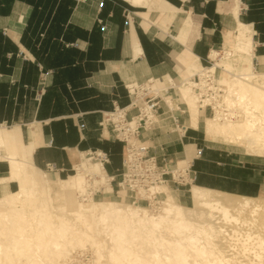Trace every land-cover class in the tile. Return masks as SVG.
I'll use <instances>...</instances> for the list:
<instances>
[{
    "label": "crops",
    "instance_id": "crops-1",
    "mask_svg": "<svg viewBox=\"0 0 264 264\" xmlns=\"http://www.w3.org/2000/svg\"><path fill=\"white\" fill-rule=\"evenodd\" d=\"M241 29L251 36L248 49L233 43L238 34L250 40ZM234 47L245 52L238 56L243 63L216 61V74L229 63L232 74L264 75V0H0V122L9 124L5 135H17L16 146L4 147L0 159V198L19 192V178L30 170L47 183L48 175L66 180L82 152L93 149L108 154L110 196H123L116 186L123 143L110 124L99 125L104 112L129 103L123 84L152 78L166 85L169 78L178 85L215 60L211 52ZM253 81L264 88L260 77ZM171 94L176 99V91ZM202 111L198 128L185 116L177 132L144 131L150 153L168 168L166 160L185 157L184 146L192 145L193 183L264 195V156L211 144L203 132L209 112ZM11 153L32 167L12 170Z\"/></svg>",
    "mask_w": 264,
    "mask_h": 264
},
{
    "label": "bare ground",
    "instance_id": "bare-ground-1",
    "mask_svg": "<svg viewBox=\"0 0 264 264\" xmlns=\"http://www.w3.org/2000/svg\"><path fill=\"white\" fill-rule=\"evenodd\" d=\"M241 38L238 34L237 39ZM229 52L232 51L223 48L224 55H231ZM211 53L210 59L218 55L216 51ZM209 68L214 72L211 65ZM214 74L222 84L219 74ZM229 76L230 82L223 83L224 101L239 110V117L225 118L215 110L213 116L204 121L205 137L215 143L242 147L246 154L264 156V88L253 81L256 77L264 80V75L247 72ZM186 80L173 86L183 98L189 127L198 128V116L203 109L196 103ZM238 101L246 103L241 119ZM5 130L0 126V149L4 152L0 159L5 154L3 146L8 150L11 145L16 146L17 141L16 131L5 135ZM186 148L188 160L192 154L190 146ZM79 161L74 167L75 173L58 181L65 185L72 182L77 188V200L68 199L54 205L52 187L41 173L37 178L28 175L19 178V192L0 198V264H63L69 259L72 248L87 244L94 248L97 264H264V238L242 230L264 220V200L216 194L214 189L196 184H192L189 191L192 201L201 208L198 210L180 204L165 184H152L147 190H141L142 198L146 199H152L155 194L164 195L156 212L113 199H80L77 193L84 191L86 173L98 177L96 180L100 179L106 186L110 184L109 176L97 161L89 159L84 152ZM9 164L15 171L32 167L25 160L19 162L16 154L9 156ZM91 185L93 188V183ZM25 187L36 188V197L25 194ZM19 193L25 194L23 201H16ZM55 207L64 214L53 211ZM193 215H197L198 221L190 218ZM27 216L34 218V222ZM219 221L222 225H212ZM223 223L236 227L227 229ZM97 231L108 241L95 237ZM35 248L40 252L37 256ZM245 254L246 260L239 262L238 258Z\"/></svg>",
    "mask_w": 264,
    "mask_h": 264
},
{
    "label": "built area",
    "instance_id": "built-area-1",
    "mask_svg": "<svg viewBox=\"0 0 264 264\" xmlns=\"http://www.w3.org/2000/svg\"><path fill=\"white\" fill-rule=\"evenodd\" d=\"M223 54V51H222ZM213 60L200 71L192 76H188L185 81L193 91L196 103L203 110H208L214 114L218 110L223 117L234 119L238 118L239 110L232 107L224 101V84L218 82L214 72L210 70ZM167 85L159 84V81L149 78L144 82L128 81L123 84L129 103L124 107L113 106V109L102 114L103 123L110 124L113 136L123 143L124 153L121 162V169L118 172V180L116 186L120 190H127L131 194H135L140 198V191L147 190L152 184L165 182V175L174 176L169 172V168L161 166L154 152L150 153L151 147L148 142L142 140L144 131L154 128L158 122V118L168 113L172 117L175 128L178 127L179 106L170 95V91L174 89L171 80L166 79ZM175 112V114H173ZM0 126L9 128V124L0 122ZM3 154L0 149V156ZM85 155L92 161H97L101 168L108 162V154L104 151L93 149L85 152ZM47 170H56L53 164H47ZM190 166L178 169L180 181L183 175H187L188 179L193 182L189 176ZM73 173L75 168L73 167ZM86 182L84 191L77 193L78 198H88L96 196L99 189L92 188L94 176L89 173L85 174ZM113 177L108 178V183ZM180 184V182L176 181ZM189 183V182H188ZM190 184V183H189Z\"/></svg>",
    "mask_w": 264,
    "mask_h": 264
},
{
    "label": "rangeland",
    "instance_id": "rangeland-1",
    "mask_svg": "<svg viewBox=\"0 0 264 264\" xmlns=\"http://www.w3.org/2000/svg\"><path fill=\"white\" fill-rule=\"evenodd\" d=\"M125 18H126V13H125ZM242 30V29H241ZM244 33H245V36H247V37H249L250 36V34H249V32L248 31H244V30H242ZM237 33H235V35H236ZM250 39V38H249ZM234 44H235V46H239L240 48H244V47H246V49H248V48H250V45H251V39L250 40H245V38L244 39H238V40H235L234 42H233ZM237 47H234L231 51L232 52H230L229 54H231V55H228V56H226V55H224V54H222V52H220L218 55H217V57H223V58H221L220 60H216L217 59V57H215L216 59L213 61V62H216V61H219V64H222V60H224V59H227V58H229V60L230 61H232L233 63H240V64H242L243 63V60H241L242 58L241 57H238L239 56V54H245V52H241V50H239ZM237 55V56H236ZM228 62V61H227ZM203 65H205V63L203 64ZM212 66V65H211ZM221 66V65H220ZM227 69H229L230 68V65H229V63L228 64H226V66H225ZM227 69H224V72H221V74L219 75L220 76V81L222 82V84L224 83H229L230 82V74H232V73H230V71L228 70V71H226ZM212 70L214 71V67L212 68ZM225 73H226V75H225ZM228 73V74H227ZM242 73H245V72H242ZM241 73V74H242ZM233 75V74H232ZM235 75H237V74H235ZM182 83V82H181ZM176 91V93H177V97L175 96V102L177 103V105L179 106V110H180V112L181 113H177L179 116H178V122H180V123H182L183 124V119L185 118V116H186V114L183 112V108H184V104H183V98H181L182 96H180L179 95V93L177 92V90H176V88H174V89H172L171 91H170V93H172L173 91ZM171 96H172V94H170ZM240 101H238V103H239ZM245 104L246 103H242V102H240L239 103V105H240V108H241V112H242V114H241V116H240V118L239 119H241V117L244 115V108L246 107L245 106ZM182 110V111H181ZM184 111H185V108H184ZM203 112V111H202ZM173 114H175V112H173ZM208 115V116H207ZM206 115V117L208 118V117H212L213 115L209 112V114H207ZM239 119H235V121L237 120H239ZM101 120H102V118H101ZM221 120H223V119H221ZM226 121V120H225ZM107 123V122H106ZM259 123V125H261L260 124V122H258ZM104 124V123H103ZM102 124V125H103ZM102 125H100V127L102 126ZM157 128V131L159 132V131H161L162 133H168V132H175L176 130H175V124H174V122H173V120H172V117L170 116V114H168V113H165V114H163V115H161L159 118H158V122H157V124L154 126V129H156ZM177 132V131H176ZM200 133V136L201 137H204L203 136V133L202 132H199ZM152 134V133H151ZM158 134V133H157ZM204 143H205V141H203ZM209 142H211V141H209ZM208 143V142H207ZM212 143H215V142H211V144ZM216 143H219V142H216ZM208 144H210V143H208ZM217 145H220V146H223V145H226V144H223V143H221V144H217ZM5 146V145H4ZM4 146H3V150L5 151V149H4ZM186 146H191L192 147V149L193 150H191V147H190V149H189V152H190V154H192V157L191 158H189L188 160L186 159V156H187V148H186ZM226 146H229L230 148H235V149H237V150H239V151H241V152H244V153H246L245 151H244V149L242 148V147H239V146H235V145H233V144H228V145H226ZM184 151H185V157H180V155L178 154L177 156H178V158H174L173 157V160L171 161V162H168V160H166L167 161V163H168V168H169V172L171 173V171H172V174L174 175V176H170V175H165V179H166V181L165 182H161V183H156V184H165L169 189H170V191L172 192V194L173 195H175V197L177 198V200H178V202L180 203V204H182L183 206H185V207H191V208H193V209H195V210H198V209H201L200 208V206H198L195 202H193L192 201V199H190V198H188L189 197V190H190V188H191V185L192 184H196V185H198V183H197V181H195L194 183L191 181V180H189L188 179V176L185 174V175H183V180L182 181H180V175H178V173H177V171H178V169H180V168H184V167H188V165H189V161L195 156V154H197V153H195V150H194V148H193V146L192 145H185L184 146ZM3 152V151H2ZM6 152V151H5ZM192 152V153H191ZM4 153V152H3ZM182 158V159H181ZM178 159V160H177ZM176 160H177V162H176ZM80 162V161H79ZM81 162H84V161H81ZM96 163V162H95ZM164 165V164H163ZM162 165V166H163ZM175 170V171H174ZM26 175H29V176H31V177H35V178H37V175H39V173H38V171H32V170H30L29 172H27V173H25ZM47 174V173H46ZM70 174H73V173H70ZM83 175V174H82ZM64 178H68V176H63L62 177V179H64ZM94 181L92 182L93 183V186H94V188H96V186H97V189H99L100 191H99V193H96V196H94V197H92L93 199H105V200H107V199H113V200H116V201H120V202H123V203H126V204H130V205H132V206H136V205H140V206H142V207H144V208H146V209H148L150 212H156L157 211V209H158V207H160V205H161V200L164 198V195L163 194H155L153 197H152V199H146V198H142V196H141V193H142V191H140V198H138V197H136L135 196V194H126L125 193V191L124 190H122V189H120L119 190V192H120V194H121V192H122V195L124 196H120V195H116V196H110L111 195V192H112V190H111V186L110 185H108V186H106V185H104L102 182H99L100 181V179H99V181H97L96 179H98V177H96V176H94ZM48 179H50L49 180V183H47V185L49 184V185H51V187H52V190H51V192H50V194L52 195V197H53V199H54V205H56V204H62L63 203V201H67L68 199H71V200H74V199H76V187H74V185H73V183L72 182H69V185H65L63 182L62 183H59L56 179H54L53 180V178L51 177V176H49L48 175ZM176 181H178V182H180V184H178V183H176ZM190 184H189V183ZM103 184V185H102ZM44 185H46L45 183H44ZM64 186V187H63ZM199 186H201V185H199ZM67 187H69V189L67 188ZM202 187H204V186H202ZM35 189L36 188H33V187H25V189H24V193L25 194H28V193H30V194H32V195H34L35 197H36V195H35V193H36V191H35ZM116 189V188H115ZM114 189V194H117V192L116 191H118V189H116L115 190ZM124 191V192H123ZM215 191H217L216 192V194H222L223 192H221L220 193V191L218 192V190H215ZM215 193V192H214ZM25 194H23V193H19V194H17V196H15V198H16V201H23L26 197H25ZM128 195V196H127ZM233 195V194H232ZM233 196H242V195H236V194H234ZM104 197V198H103ZM254 198H258V199H260V200H264V195H258V196H253ZM87 199H91V197H89V198H87ZM86 199V200H87ZM77 200V199H76ZM85 200V201H86ZM79 201V200H78ZM53 211H57V212H59L60 214H64V211L62 212V211H60V209H59V207H55L54 209H53ZM197 215H193L192 217H190L193 221H198V219H196L195 217H196ZM28 218H29V220L31 221V222H34V218H30L29 216H27ZM243 217V216H242ZM213 223V222H212ZM212 225H216V226H219V225H222V223L219 221V222H214ZM223 225L225 226V227H227V229H230L231 227H236V225L235 224H232V223H228V225L227 224H225V223H223ZM229 225H231V226H229ZM219 230H220V228H218ZM225 230V229H224ZM242 230H246V231H248V232H250L251 234H253V233H258L262 238H264V231H262V230H264V220H261L260 222H258V224L256 223L255 225H253V226H249V227H244V229H242ZM8 231V233H9V230H7ZM220 232V231H219ZM219 232L217 233V234H219ZM226 232H227V230H226ZM226 232H224V233H226ZM221 234V233H220ZM94 236L95 237H98V238H100V239H106V237H105V235L104 234H102V232L101 231H97V232H94ZM224 237H228L227 235H223ZM103 237V238H102ZM262 238H261V240H262ZM107 241H108V239H106ZM253 241V240H252ZM255 241V240H254ZM87 244V243H86ZM85 247V248H84ZM84 247H74V248H72L71 249V251H70V253H69V255H68V258L69 259H66V261L63 263V264H97L96 263V260H95V253H94V248L93 247H91V246H89V244H87V245H85ZM35 250H36V248H35ZM103 253L105 252V250H103L102 251ZM35 254H36V256L38 255V254H40V252H39V250H36L35 251ZM226 254V253H225ZM38 257H40V255L38 256ZM244 257V258H243ZM242 258H238V260H241V261H239V262H244L246 259L245 258H247V254H245L244 256H243ZM41 258V257H40ZM262 261H264V259H262Z\"/></svg>",
    "mask_w": 264,
    "mask_h": 264
}]
</instances>
